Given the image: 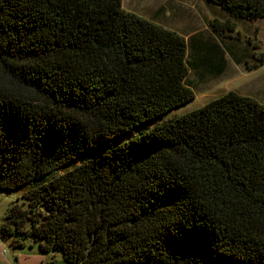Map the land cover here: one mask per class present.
Wrapping results in <instances>:
<instances>
[{"label":"trees","instance_id":"trees-1","mask_svg":"<svg viewBox=\"0 0 264 264\" xmlns=\"http://www.w3.org/2000/svg\"><path fill=\"white\" fill-rule=\"evenodd\" d=\"M122 1L0 0V190L26 200L1 235L71 264H264V104L229 91L121 142L195 99L186 39Z\"/></svg>","mask_w":264,"mask_h":264},{"label":"rangeland","instance_id":"rangeland-1","mask_svg":"<svg viewBox=\"0 0 264 264\" xmlns=\"http://www.w3.org/2000/svg\"><path fill=\"white\" fill-rule=\"evenodd\" d=\"M161 1L163 0H123L122 6L126 11L130 10L135 14L137 12L142 16H149L148 12ZM206 5L204 0L200 1L199 7L202 8V13L213 15L212 20L216 19L221 23L229 20V23H234V31L222 30V32L215 33L214 29L206 23V29L199 31L193 37L183 35L187 41L186 61L189 71L185 83L194 91L195 99L161 115L133 133L128 132L129 134L119 139L121 142L141 131L196 110L229 91L251 97L258 103L264 104V65L250 70L257 63L258 57L256 56L264 53V18L252 22L238 18L228 19L227 13L219 7L210 4L216 10L210 8L208 11ZM197 23L201 28L202 21L199 20ZM196 40L207 42L208 45L214 43L216 48L211 51L198 49ZM256 45L258 48L255 47ZM119 140L115 139L113 143H118ZM74 166V163L68 164L59 173L72 169ZM53 176L55 175L49 178ZM24 191L25 188L0 190V225L4 222L13 204L26 202L22 197ZM0 264L71 263L66 262L60 252H41L38 241L31 237L4 238L0 233Z\"/></svg>","mask_w":264,"mask_h":264},{"label":"crops","instance_id":"crops-1","mask_svg":"<svg viewBox=\"0 0 264 264\" xmlns=\"http://www.w3.org/2000/svg\"><path fill=\"white\" fill-rule=\"evenodd\" d=\"M200 1L201 0H163L158 3V5L153 6L152 10L148 12L149 16H142L141 14H137V12L136 14L166 29L172 30L174 32L177 31L176 33L181 36L186 35V37L191 38L198 34L199 31L206 29L207 24L211 26V22L217 21L216 19L212 20V17H214L213 15L201 12L202 8L199 7ZM206 4L208 11L210 8L212 10H216V8L210 5L211 3L206 2ZM127 11L131 12L130 10ZM226 16L228 19L230 18L228 14ZM199 20H201L203 23L201 28L197 23ZM186 37L184 38L186 39ZM196 45L198 46V49H205L206 51H211L212 49L216 48L214 43L208 45L207 42H202L199 40H196Z\"/></svg>","mask_w":264,"mask_h":264}]
</instances>
